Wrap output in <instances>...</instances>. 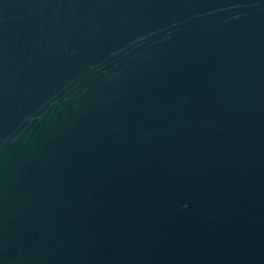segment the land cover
I'll return each instance as SVG.
<instances>
[{
	"label": "water",
	"instance_id": "95a60500",
	"mask_svg": "<svg viewBox=\"0 0 264 264\" xmlns=\"http://www.w3.org/2000/svg\"><path fill=\"white\" fill-rule=\"evenodd\" d=\"M0 264H264V0H0Z\"/></svg>",
	"mask_w": 264,
	"mask_h": 264
}]
</instances>
